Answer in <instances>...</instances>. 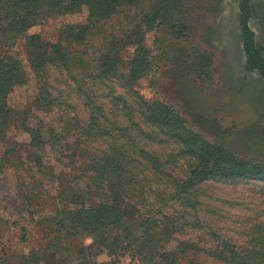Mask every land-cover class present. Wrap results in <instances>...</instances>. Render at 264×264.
<instances>
[{"label": "rangeland", "instance_id": "rangeland-1", "mask_svg": "<svg viewBox=\"0 0 264 264\" xmlns=\"http://www.w3.org/2000/svg\"><path fill=\"white\" fill-rule=\"evenodd\" d=\"M156 3L127 0L99 20L87 7L48 13L18 37L0 33V61L26 73L0 101V264H233L225 259L235 254L264 264V182L210 180L182 194L199 160L163 118L148 120L138 97L264 163V82L246 70L239 0H183L181 14L150 28ZM250 6L264 55V0ZM30 36L59 44L68 62L32 67ZM112 48L122 66L106 75ZM196 52L211 60L201 78L185 69ZM136 54L149 71L128 86L123 65ZM107 156L119 169L104 173ZM111 206L133 222L114 224Z\"/></svg>", "mask_w": 264, "mask_h": 264}, {"label": "trees", "instance_id": "trees-1", "mask_svg": "<svg viewBox=\"0 0 264 264\" xmlns=\"http://www.w3.org/2000/svg\"><path fill=\"white\" fill-rule=\"evenodd\" d=\"M127 0H0V33L7 39H12L23 34L31 27L39 22V19L48 13L61 12L63 15H69L76 10H81L87 7L92 17L102 19L110 15L118 6ZM251 0H239V8L241 12L240 24L242 27V41L243 51L246 57L245 66L249 72H256L259 74L264 82V55L262 49L255 42L254 32L249 27V20L251 17ZM122 2V3H121ZM183 0H157L155 7L149 13V26L155 27L158 23H167L173 17V12L181 14L180 5ZM73 33V32H71ZM184 32L180 30L176 35L180 38L184 37ZM76 36V34H75ZM143 37L142 32L132 34L129 38H134L136 41ZM50 48L58 55L55 58H50ZM61 46L59 44H48L42 41L37 36H30L27 39V50L29 52L32 67H44L47 64H54L57 61H63L64 64L68 62L67 53L61 54ZM115 48L108 51L102 63V69L107 75L108 73H115L122 63L115 57ZM113 54V55H112ZM112 56V57H111ZM133 57V56H132ZM135 57V58H134ZM128 61L127 67L129 76L125 80L128 86H135L138 81L145 77L149 71L146 58H139L136 54ZM185 69H190L192 75L198 78L210 74L211 60L209 55L205 53L198 54L196 52L195 59L188 65L189 60H185ZM6 64L0 61V101L7 94L11 86L16 83H22L26 77V73L20 70V66ZM16 68V69H15ZM7 69V71H5ZM8 77V79H5ZM139 97V102L142 107L149 111V119L166 121L169 125L171 136L184 137L186 146L183 147V152L194 156L199 161L197 167L191 170L189 176L183 182L179 183L180 192L188 194L193 188L202 182L210 180L224 179V180H250L257 179L264 182V163L257 162L250 159H239L236 155L221 146H215L202 138V136L190 132L184 127L183 120L174 114L171 108L163 105L158 101H151L149 104L144 98ZM150 106H147V105ZM5 116L6 111L4 107L0 108V116ZM1 116V117H2ZM116 157L107 156L102 161V170L104 173L108 169H119ZM95 170H99L96 168ZM113 187V186H112ZM111 190V188H109ZM116 199V198H115ZM116 201H118L116 199ZM119 202V201H118ZM117 203V202H116ZM119 206V205H117ZM119 208V207H118ZM109 217H114V224L127 222L131 224L133 220H129L125 214L114 213L112 206L106 207ZM80 219V218H79ZM78 219V221H79ZM92 225L100 224L98 216H91L87 219ZM141 226V225H140ZM225 261H230L233 264H255L251 263L250 255L242 257L235 254ZM143 264H147L145 259H141Z\"/></svg>", "mask_w": 264, "mask_h": 264}]
</instances>
